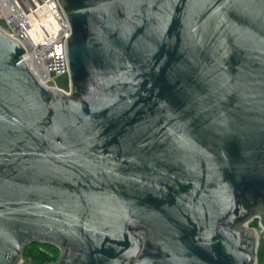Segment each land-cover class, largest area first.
Returning a JSON list of instances; mask_svg holds the SVG:
<instances>
[{
	"label": "water",
	"instance_id": "water-1",
	"mask_svg": "<svg viewBox=\"0 0 264 264\" xmlns=\"http://www.w3.org/2000/svg\"><path fill=\"white\" fill-rule=\"evenodd\" d=\"M69 94L0 29V264H258L264 0H57Z\"/></svg>",
	"mask_w": 264,
	"mask_h": 264
},
{
	"label": "built area",
	"instance_id": "built-area-1",
	"mask_svg": "<svg viewBox=\"0 0 264 264\" xmlns=\"http://www.w3.org/2000/svg\"><path fill=\"white\" fill-rule=\"evenodd\" d=\"M0 29L22 44L23 62L29 60L42 85L69 94L70 89L57 83L69 73L66 40L70 36L57 0H0Z\"/></svg>",
	"mask_w": 264,
	"mask_h": 264
},
{
	"label": "trees",
	"instance_id": "trees-1",
	"mask_svg": "<svg viewBox=\"0 0 264 264\" xmlns=\"http://www.w3.org/2000/svg\"><path fill=\"white\" fill-rule=\"evenodd\" d=\"M251 223H259L254 220ZM60 250L52 245L32 244L25 247L23 251L24 263L28 264H47L58 259ZM26 258V259H25ZM258 264H264V242H260L258 250Z\"/></svg>",
	"mask_w": 264,
	"mask_h": 264
},
{
	"label": "rangeland",
	"instance_id": "rangeland-1",
	"mask_svg": "<svg viewBox=\"0 0 264 264\" xmlns=\"http://www.w3.org/2000/svg\"><path fill=\"white\" fill-rule=\"evenodd\" d=\"M57 83H58L59 87H61L63 89H69V77L68 76H63V77L58 78ZM249 226L257 232L260 242L261 241L264 242V231L261 228L260 223H250ZM24 262H25V260L23 259L22 264H28V263H24Z\"/></svg>",
	"mask_w": 264,
	"mask_h": 264
}]
</instances>
